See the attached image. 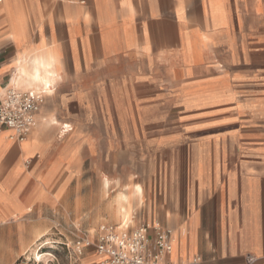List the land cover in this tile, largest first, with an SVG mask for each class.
<instances>
[{
    "label": "crops",
    "instance_id": "crops-1",
    "mask_svg": "<svg viewBox=\"0 0 264 264\" xmlns=\"http://www.w3.org/2000/svg\"><path fill=\"white\" fill-rule=\"evenodd\" d=\"M2 2L0 98L20 91L13 87L18 62L44 41L59 58L56 88L66 93L62 99L60 89L49 113L69 109L82 120L55 114L74 128L67 143L59 126L39 124L41 110L24 141L0 134V264L24 252L21 217L60 203L79 157L93 161L101 192L104 177L120 183V154H106V128L121 125V111L140 107L145 94L152 126L165 132L177 110L186 127L179 137H155L162 149L148 158L163 168L162 220L178 233L181 254L170 263L264 264V0ZM11 14L25 17V44L12 38ZM110 214L98 218L118 226Z\"/></svg>",
    "mask_w": 264,
    "mask_h": 264
},
{
    "label": "rangeland",
    "instance_id": "rangeland-1",
    "mask_svg": "<svg viewBox=\"0 0 264 264\" xmlns=\"http://www.w3.org/2000/svg\"><path fill=\"white\" fill-rule=\"evenodd\" d=\"M26 2L29 5V0H26ZM2 5L3 2L0 3V7ZM10 24L12 27V38L15 41L23 44L29 41L24 15L11 14ZM33 39H38L36 31L33 32ZM42 43V48L38 51L33 49L24 53L32 55L35 53L41 54L43 49L54 50L52 46L47 45L44 41ZM125 65L131 66L129 63ZM132 66L136 67L137 65L132 64ZM60 89H62V93ZM60 89L59 87L56 88V96L54 95V98H56L52 102L47 99L46 105L48 103L56 105V99L60 98V93L62 94V99L65 97V88L62 87ZM125 98V95H123L122 106L126 108L129 105ZM174 98L175 95H171V104H173ZM140 99V107L137 109H123L121 111V125L116 123L115 126L113 121H111L112 125L106 128V154H110V151L120 154L122 166L120 183L111 185L108 192H101V184L98 182V178L90 174L93 161L84 162L83 164L82 158L79 157L77 171L79 173H76L77 175L72 178L70 189L62 193L63 197L59 199L60 203L51 206L42 205L31 209V211L26 212L21 217L20 222L25 225V250L11 264H100L101 260L94 245L83 248L80 253L77 248V242L86 240L96 243L99 228L102 225L115 226V223L105 220L101 221L98 217H109V213L115 207V205L114 207L111 206L115 197L121 192L132 191L136 185L141 186L143 189V200L142 204H134V222L131 223L132 226L139 228L145 225L158 224L157 226L162 228L174 230L176 235H178L177 230L173 229V226L167 225L162 220L161 210L165 201V196L163 195V182H165L163 181V168H158L157 164L148 160V158L149 154H157V151L162 149V146L155 144V137L163 134L165 136L179 137L184 134L186 127L181 115L176 110L170 114L169 126L162 133L158 130V127L152 126V113L154 111L151 107V96L145 94ZM45 109V107H42L41 112L43 113ZM52 110L53 115L56 114V117L62 122L72 118H76L79 122L82 120L80 112H73L69 109L55 111L56 108ZM41 112L39 114V124ZM47 114L51 113L48 112ZM110 115L113 120V112H110ZM61 140L63 143L68 142L67 137H62ZM73 162H75L74 159ZM73 162H70V165ZM63 179V177L57 178L55 184L48 192L50 196L57 194ZM100 196L102 198L98 199ZM0 200H2L1 193ZM94 211H99L100 213L95 214L93 213ZM42 236L44 237L40 239ZM180 252L179 247L176 246L174 259L179 257Z\"/></svg>",
    "mask_w": 264,
    "mask_h": 264
},
{
    "label": "built area",
    "instance_id": "built-area-1",
    "mask_svg": "<svg viewBox=\"0 0 264 264\" xmlns=\"http://www.w3.org/2000/svg\"><path fill=\"white\" fill-rule=\"evenodd\" d=\"M44 92L8 90L0 98V134L9 131L11 139L24 141L37 126V115L45 103ZM94 245L100 264H171L173 232L160 226L135 229L102 225L96 243L79 240L77 248Z\"/></svg>",
    "mask_w": 264,
    "mask_h": 264
},
{
    "label": "bare ground",
    "instance_id": "bare-ground-1",
    "mask_svg": "<svg viewBox=\"0 0 264 264\" xmlns=\"http://www.w3.org/2000/svg\"><path fill=\"white\" fill-rule=\"evenodd\" d=\"M34 50L38 51L39 49L37 50L34 49ZM58 64H59V58L54 52V50L43 49L41 54H36V53L32 55L24 54V56L18 62V73L13 79V87L16 89H21L20 91L31 89L36 92H44L47 94L48 100H51V98L55 94L56 86L61 81V77L58 72ZM44 107L46 108L45 111H43V113L41 112V120L43 122H46L49 125L59 126L60 134H62L63 136H66V134L74 131V128L71 125L67 123H61L53 114H47L50 109V103H48L47 105L44 104L43 108ZM37 121H38V116H37ZM42 121L41 124H43ZM102 185H103V190L105 192H108L112 185V181L109 178L104 177L102 178ZM142 200H143V189L139 185H136L132 191L127 190L125 192H121L115 197L113 201V205L111 204L110 205L112 207H114L115 205V207L112 210V214L115 217L119 218V223H118L119 227L125 228L129 226L128 224L134 222L133 221L134 204L135 203H137V205L138 203L142 204ZM154 225L157 226L158 224H152L151 227H154ZM172 232H173V251L171 253V257L175 253V249L177 245V236H178V235L176 236L174 230H172ZM43 237L44 236L40 237V239Z\"/></svg>",
    "mask_w": 264,
    "mask_h": 264
}]
</instances>
